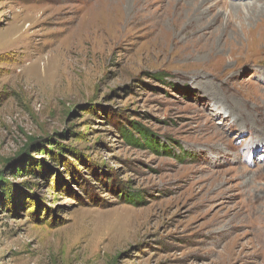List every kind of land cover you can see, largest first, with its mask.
<instances>
[{"label": "rangeland", "instance_id": "obj_1", "mask_svg": "<svg viewBox=\"0 0 264 264\" xmlns=\"http://www.w3.org/2000/svg\"><path fill=\"white\" fill-rule=\"evenodd\" d=\"M229 1L0 0V264H264V0Z\"/></svg>", "mask_w": 264, "mask_h": 264}, {"label": "bare ground", "instance_id": "obj_2", "mask_svg": "<svg viewBox=\"0 0 264 264\" xmlns=\"http://www.w3.org/2000/svg\"><path fill=\"white\" fill-rule=\"evenodd\" d=\"M178 1H186V0H178ZM203 1H205V0H203ZM207 1V0H206ZM229 1V0H228ZM234 0H232V2H233ZM236 1H238V0H236ZM241 0H239V2H240ZM258 1V0H257ZM230 2V1H229ZM234 3V2H233ZM236 4V3H235ZM232 5V4H231ZM241 8V7H240ZM253 8V7H252ZM235 9V8H234ZM179 10L181 11L180 12V15H182V13H183V11H182V8L180 7L179 8ZM183 10H184V7H183ZM195 11V10H194ZM259 158H261V159H263L264 157H259Z\"/></svg>", "mask_w": 264, "mask_h": 264}, {"label": "trees", "instance_id": "obj_3", "mask_svg": "<svg viewBox=\"0 0 264 264\" xmlns=\"http://www.w3.org/2000/svg\"><path fill=\"white\" fill-rule=\"evenodd\" d=\"M141 134H144L145 132L141 130V128H137ZM130 139V138H129Z\"/></svg>", "mask_w": 264, "mask_h": 264}]
</instances>
